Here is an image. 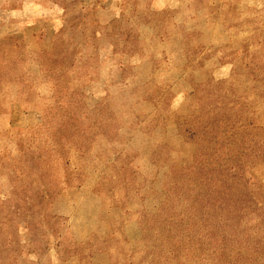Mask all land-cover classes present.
I'll return each instance as SVG.
<instances>
[{"label":"rangeland","instance_id":"rangeland-1","mask_svg":"<svg viewBox=\"0 0 264 264\" xmlns=\"http://www.w3.org/2000/svg\"><path fill=\"white\" fill-rule=\"evenodd\" d=\"M0 264H264V0H0Z\"/></svg>","mask_w":264,"mask_h":264}]
</instances>
